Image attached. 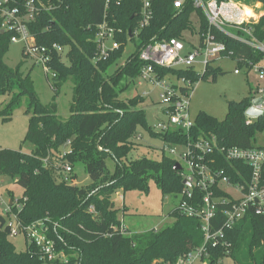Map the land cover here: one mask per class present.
<instances>
[{
    "label": "trees",
    "instance_id": "trees-1",
    "mask_svg": "<svg viewBox=\"0 0 264 264\" xmlns=\"http://www.w3.org/2000/svg\"><path fill=\"white\" fill-rule=\"evenodd\" d=\"M174 1L150 0L153 18L139 32L136 41L130 37L136 28L140 1L123 0L120 6H113L112 18L122 30L117 35L121 43L119 50L107 59L95 60L98 53L94 42L95 26L103 19V0H70L67 7L44 12L29 26L37 44L48 47L58 44L66 50V63L61 56L52 53L49 70L53 75L50 86L56 94L69 79L73 83L67 120L58 117L55 101L47 106L39 103L30 75L21 72L22 64L14 69L5 64L10 34L0 33V96L9 97L0 108V119L9 121L16 110L25 106L29 119L23 142L32 147L29 153L1 149L0 176L23 190L18 217L24 225L37 221L50 223L48 238L54 241L58 251L61 249L69 255L63 264H153L158 260L174 263L181 255L204 243L199 221L179 214L176 209L172 213L175 221L171 226L126 236L117 216L118 210L110 200L119 189L145 193L151 180L163 195H178L183 189L182 178L179 171L173 169L175 161L172 158L162 155L155 161L142 155L129 160V155L137 148L133 139L139 128L161 141H186L185 134L175 137L152 131L140 108L143 97L119 98L126 89L122 81L136 79L139 75L138 53L143 46L154 40L172 38L184 42L187 32L201 37L211 29L216 39L225 43L238 67H243L246 60L257 63L264 58L262 53L211 28L204 11L194 6L195 0H184L180 9L174 8ZM234 1L264 6V0ZM193 15L198 19L197 26H193ZM253 30L254 36L264 42V15ZM131 41H134L135 51L109 74L121 58L125 45ZM155 71L161 77L174 74L192 83L209 77L216 81L222 74L220 69L210 66L202 75L192 70L155 68ZM250 103V98L230 102L223 121L200 112L191 130L192 137L215 136L218 144L226 148H254L255 135L264 132V117L247 125L244 112ZM67 142H70V152L62 156L60 149ZM109 157L115 161L112 174L106 170ZM44 159L52 166L67 163L74 168L82 164L95 186L87 190L57 182L53 167L46 168ZM218 165L224 169L229 166L224 160ZM72 179L76 180V176ZM12 208L16 211L14 206ZM54 224L59 227L55 228ZM214 225L215 229H220L222 218L218 216ZM224 235V241L230 244L228 254L224 246L209 244L206 264H222L226 257L234 264H264V217L248 214L233 228L225 230ZM43 263L34 245H27L23 252L16 251L8 239L5 216L0 214V264Z\"/></svg>",
    "mask_w": 264,
    "mask_h": 264
},
{
    "label": "built area",
    "instance_id": "built-area-1",
    "mask_svg": "<svg viewBox=\"0 0 264 264\" xmlns=\"http://www.w3.org/2000/svg\"><path fill=\"white\" fill-rule=\"evenodd\" d=\"M103 1V19L95 26L94 42L97 43L98 50L95 60L107 59L119 50L121 43L117 40V35L122 30L117 27V20L112 18L111 8L120 6L123 0ZM139 1L141 7L137 24L130 37L135 41L139 32L147 27L153 18L150 0ZM69 2L70 0H0V33L10 34V44H24L25 56L34 65L41 66L49 76H53L49 70L52 53L62 57L64 48L58 44L50 47L37 44L29 26L44 12L67 7ZM183 2L184 0L174 1V8L180 9ZM239 3L234 0L220 3L216 0H195L194 6L204 11L211 28L264 55V42H260L253 34V26L258 23L261 12L255 14L256 17H246L243 14L244 6L239 7ZM190 48V51H186L182 40L172 38L154 40L143 46L138 53L141 67L136 79L160 88L159 104L165 119L158 120L151 128L152 131L159 135L173 134L175 137L186 135L184 143L161 141L160 148L163 155H168L179 164L182 184L186 182L178 194L180 200L176 210L185 217L198 220L200 230L204 234L202 246L190 249L174 263L157 264H194L197 261L206 264L209 244L212 247L222 245L226 249L230 246L224 241L225 230L233 228L248 214L264 217V148H226L218 144L215 136L194 139L191 130L195 119H191L189 112L193 83L174 74L161 77L155 71V68H160L196 72L195 66L200 65L203 74L211 62L232 59V53L228 52L225 43L216 39L211 29L197 37L196 41L190 44ZM243 67L248 73L254 72L259 81L264 80V58L257 63L246 60ZM234 73L241 74V68L236 66ZM263 93L264 89L258 90L259 95ZM258 99H262V102L253 104ZM250 102L244 112L247 125L258 119L247 115L250 108L264 113L261 96L251 97ZM141 138L138 136V140ZM66 146L67 151H64L62 156L70 152V142H67ZM221 160L228 163L227 169L219 168ZM43 163L46 168L53 167L54 173L59 176L58 182L75 185L72 179L74 168L71 165L58 163L52 166L48 159H44ZM0 205L5 203L0 201ZM13 205L14 203L11 207L5 206L8 239L22 236L26 246H35L42 261L65 263L63 254L57 251L54 241L47 236L50 223L37 221L24 225L18 217L21 203H15L16 211H13ZM90 211L93 212L94 209L91 207ZM218 216L222 218V227L215 229L214 221H217ZM54 226L56 228L58 225Z\"/></svg>",
    "mask_w": 264,
    "mask_h": 264
},
{
    "label": "rangeland",
    "instance_id": "rangeland-1",
    "mask_svg": "<svg viewBox=\"0 0 264 264\" xmlns=\"http://www.w3.org/2000/svg\"><path fill=\"white\" fill-rule=\"evenodd\" d=\"M241 6L251 8L256 15L264 11V6L256 7L258 5H244L240 2L239 7ZM191 18L193 26H197V17L193 15ZM197 37L196 35H190L188 32L185 33L184 45L186 51L191 50L190 44L194 43ZM134 51L135 47L132 42L127 43L121 58L117 60L116 65L111 67L109 74H112L118 67L122 66ZM4 62L11 69L22 64L21 72L30 75L39 103L43 106H47L55 101L58 117L61 120H67L69 118V105L72 99L73 88V83L70 79L60 87L58 94H56L50 86L51 77L45 74L41 66L34 65L33 62L25 56V47L22 43H12L9 45ZM62 62H67L66 50L62 53ZM236 66V61L233 59L213 61L210 63V67L213 69H220L222 72V74L218 75L217 80L212 81L211 77H209L206 80H200L192 84L189 110L191 119H195L200 112H203L218 121H223L227 115L228 104L230 102H240L245 98L260 96L263 98L264 102V93L263 95L258 94L259 89H264V80L259 81L257 75L254 72L248 73L245 67H241V74L236 75L234 73ZM195 71L200 75L203 72L200 65L195 66ZM121 85L123 88L126 87V89L119 95L120 99L128 100L136 96L144 98V103L140 105V108L144 110L145 120L150 128L155 126L158 120L165 119L161 111L162 106L159 104V87L140 82L137 79L123 80ZM8 100L9 97L0 96V108H2L3 104ZM28 119L29 116L25 114V106L16 110L9 121L3 122L0 119V150L10 149L23 153H29L31 151V144L23 142L27 131ZM138 136L142 138L138 140ZM133 140L137 144V148L131 152L129 160L138 159V157L142 155L155 161L161 159L163 155L160 151L162 146L161 140L150 137L147 131L141 128L137 130V136ZM254 146L264 148V132L255 135ZM66 147L65 144L60 149V155H62L64 151H67ZM165 156L169 157L168 155ZM106 166L107 172L112 174L115 168V161L110 157L107 158ZM74 174L76 176L74 184L78 188L89 190L91 187L95 186L92 185V181L82 164L78 163L74 166ZM54 176L58 182L59 176L56 173H54ZM22 194V188L14 184L8 178L0 176V201L5 204L11 201V203H14L13 206H15V203H21L20 199ZM110 200L113 202L114 208L118 210L117 216L119 220L122 221L124 235L129 236L131 234H141L151 230H162L171 226L175 221L172 213L177 208L180 199L178 195L174 194L163 195L151 180L149 181L148 190L145 193L134 190L124 192L119 189L110 196ZM4 208V206L0 205V214H2ZM58 227L59 226H57V228ZM9 241L14 245L17 252H23L27 249L22 236L10 238ZM229 248L230 246L226 249L227 252H229ZM58 252L63 254V261H66L69 255L61 249ZM159 262V260L154 261L153 264ZM43 264H62V262H44ZM194 264L201 263L197 261ZM222 264H234V262L226 257L223 259Z\"/></svg>",
    "mask_w": 264,
    "mask_h": 264
},
{
    "label": "water",
    "instance_id": "water-1",
    "mask_svg": "<svg viewBox=\"0 0 264 264\" xmlns=\"http://www.w3.org/2000/svg\"><path fill=\"white\" fill-rule=\"evenodd\" d=\"M260 102H262V99H258V100H256V101H254L253 104H258V103H260ZM247 115H249V116H253V117H257V118H262V117H264V113H263V112L257 111V110H255V109H253V108H250V109L247 111ZM173 169H174L175 171H180L181 167L179 166L178 163H175ZM183 184H186V182L184 181Z\"/></svg>",
    "mask_w": 264,
    "mask_h": 264
},
{
    "label": "bare ground",
    "instance_id": "bare-ground-1",
    "mask_svg": "<svg viewBox=\"0 0 264 264\" xmlns=\"http://www.w3.org/2000/svg\"><path fill=\"white\" fill-rule=\"evenodd\" d=\"M243 14L246 17H256L255 14L253 13L252 9L247 7V6L243 7Z\"/></svg>",
    "mask_w": 264,
    "mask_h": 264
},
{
    "label": "crops",
    "instance_id": "crops-1",
    "mask_svg": "<svg viewBox=\"0 0 264 264\" xmlns=\"http://www.w3.org/2000/svg\"><path fill=\"white\" fill-rule=\"evenodd\" d=\"M258 6H256V7H259V6H261V4H257ZM261 16L262 15H264V11H262L261 12V14H260ZM75 175V174H74ZM13 204V202L11 203V201H9L8 203H6L5 205H3L4 207L7 205V206H10V205H12ZM4 213H5V208H4V210L2 211V215H4ZM121 223H122V221H121ZM124 227V226H123Z\"/></svg>",
    "mask_w": 264,
    "mask_h": 264
}]
</instances>
